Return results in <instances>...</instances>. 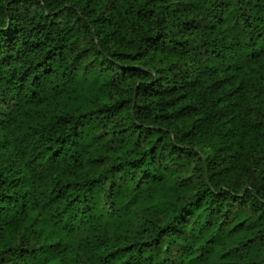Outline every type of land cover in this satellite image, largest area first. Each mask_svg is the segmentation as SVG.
<instances>
[{
    "label": "clouds",
    "instance_id": "obj_1",
    "mask_svg": "<svg viewBox=\"0 0 264 264\" xmlns=\"http://www.w3.org/2000/svg\"><path fill=\"white\" fill-rule=\"evenodd\" d=\"M0 264H264V0H0Z\"/></svg>",
    "mask_w": 264,
    "mask_h": 264
}]
</instances>
